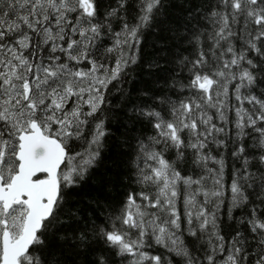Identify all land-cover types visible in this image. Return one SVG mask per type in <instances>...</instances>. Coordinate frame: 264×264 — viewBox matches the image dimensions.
<instances>
[{
    "label": "snow or ice",
    "instance_id": "1",
    "mask_svg": "<svg viewBox=\"0 0 264 264\" xmlns=\"http://www.w3.org/2000/svg\"><path fill=\"white\" fill-rule=\"evenodd\" d=\"M0 264H264V0H0Z\"/></svg>",
    "mask_w": 264,
    "mask_h": 264
}]
</instances>
